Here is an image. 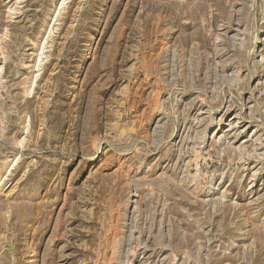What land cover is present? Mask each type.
I'll list each match as a JSON object with an SVG mask.
<instances>
[{"label": "rangeland", "instance_id": "1", "mask_svg": "<svg viewBox=\"0 0 264 264\" xmlns=\"http://www.w3.org/2000/svg\"><path fill=\"white\" fill-rule=\"evenodd\" d=\"M0 264H264V0H0Z\"/></svg>", "mask_w": 264, "mask_h": 264}]
</instances>
